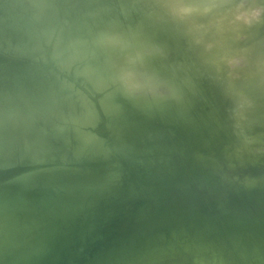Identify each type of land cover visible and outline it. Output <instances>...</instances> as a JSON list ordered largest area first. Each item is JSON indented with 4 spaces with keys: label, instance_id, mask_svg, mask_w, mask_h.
Here are the masks:
<instances>
[{
    "label": "water",
    "instance_id": "obj_1",
    "mask_svg": "<svg viewBox=\"0 0 264 264\" xmlns=\"http://www.w3.org/2000/svg\"><path fill=\"white\" fill-rule=\"evenodd\" d=\"M28 1L33 3L37 0ZM243 1L232 0V9ZM250 1L264 6V0ZM82 3L83 11L78 15L82 26L68 35L69 42L58 37L54 49L44 56L39 55L40 49H34L27 40L28 31L24 26L30 17L13 12L11 0H0V108L3 109H0V115L5 113V130L0 129V150L6 146H10L8 150L14 147L10 143V130L27 125L31 120L26 116L28 111L34 110L36 114L37 109H46L47 113L52 111L56 114L49 122L45 118L39 119L36 131L28 137L25 134V144L18 150L30 149L44 156L59 153L50 160L41 156L44 161L0 155V173L4 176L1 182L10 181L19 187L23 198L34 202L48 198L49 189L69 190L87 182L106 186L127 174L124 178L129 182L130 200L125 218L113 231L93 228L68 238L51 228L44 238L38 239L31 227L45 213L38 209L29 211L26 205H18L8 217L0 214V264H9L14 254L18 255L20 251L22 255L18 256L16 264H264V133H254L264 120L247 130L246 142L241 148L234 144L227 151L225 136L217 130H212L213 133L206 130L208 122L200 118L206 97L188 100L189 93L198 91L196 87L192 84L183 87L177 83L179 92L175 95L170 92L174 86L170 79L154 82L153 93L169 92L161 101L173 97L177 100L176 107L167 106L162 109L163 113L177 119L182 127L200 134L201 139L192 152L188 150L187 140L170 124L158 123L147 117L149 110L130 106L123 94L111 97V109L108 111L77 109L75 80L65 78L64 67L67 59L83 53L81 45L87 39L101 45L105 42L102 38L120 37V45L112 47L110 41L106 45L111 55L117 50V63L135 52L130 49L126 54L124 50L126 41L131 42L128 37L130 17L120 0H82ZM167 3L168 0H163L159 4L162 17ZM89 5L93 8L92 14H87V9L85 11ZM153 5L149 2L144 18L152 28L174 42L171 33L176 32L174 38L186 52L182 67H195L201 72L210 70L213 65L197 54L193 60L188 58L191 55L189 49L199 51L202 56L200 43L192 41L190 33L195 31L199 38L204 39L210 25L198 27L193 23L180 22V25L174 24L171 29L163 30L160 19L149 16ZM210 5L211 9L206 14L209 15V23L225 9L224 6ZM196 7L191 16H197L200 21L199 18L205 16ZM26 11L28 13V9ZM108 18L114 20V27ZM60 21L44 19L40 22L49 30L40 31L38 46L43 40L54 42ZM138 37L150 42L145 35ZM258 42H264L263 22H257L248 33L236 39L231 47L234 52L231 60L238 53L248 54ZM150 44L151 49L146 50L155 51V45ZM151 54L138 65L124 63L113 66V74L126 84V78L131 81L132 75L126 77L124 71L146 70L151 60L158 56L156 52ZM107 63L97 56L92 59L91 66L98 69ZM155 68L162 70L161 67ZM249 68L243 69L248 76L243 96L238 94L240 84H236V77L241 73L236 68L230 69L225 78L222 73L208 72V81L203 85L214 104L215 95L220 94L233 104L241 102L243 111L233 117L225 112V108H218L219 114L227 121L234 118L241 122L234 123V128L241 135L245 130L239 117L251 114L255 106L264 104V97L259 98L264 95V74ZM226 79L230 88L223 83ZM146 90L143 87L132 93H139L138 99L143 100ZM125 91L124 94H130L127 86ZM87 94L92 98V93ZM87 94L83 93V96ZM244 97H248L246 104L242 100ZM11 106L23 108L9 112ZM211 121L214 124V120ZM46 130L50 138L41 137L46 136ZM52 134L62 135L55 138ZM222 165L226 168L223 171L219 169ZM79 239L92 243L66 261L56 260L63 256L59 252L67 244L74 240L77 245Z\"/></svg>",
    "mask_w": 264,
    "mask_h": 264
},
{
    "label": "rangeland",
    "instance_id": "obj_2",
    "mask_svg": "<svg viewBox=\"0 0 264 264\" xmlns=\"http://www.w3.org/2000/svg\"><path fill=\"white\" fill-rule=\"evenodd\" d=\"M38 1L40 3H38ZM81 1L82 0H37L36 2L30 3L28 0H11V2L13 3L11 8H12L13 12H17V13H20L22 15L26 14L28 17H30V20H28V22H26L25 26H24L25 29L28 31L27 32V40L30 43H32V45H34V49H40L39 55L45 56L46 52L49 54V52L54 49V46L56 45V43L58 41V37L61 39L66 38L65 39L66 42H69L68 39L70 37L68 35L71 36L74 31H76V32L78 31L77 30L78 26L79 27L82 26L83 22L81 20L79 21V19H78V15L81 14V12L83 11V8H84V4H83L84 1L82 4H81ZM120 1H121V5L123 6V8L127 12L126 14H128V16L130 17L129 24H128V28H129L130 32L128 33V37L131 39V42L129 43V41H126L127 44L124 47V50H126L128 52V51H130V49L131 50L136 49V53H138V54H136L134 52L132 55H130V56H133V58L130 56H125V58L129 57V60H131L130 58H132V61L128 60L127 63L133 62L132 64L138 65V63H140L142 60L146 59V57H151V55L149 56V54H151L152 52L158 53V56L151 60L149 65L146 67L145 71H139V74H136V75L134 74V73H136V71H132V73L135 76L139 75L138 78H140V75L146 76V79H147L146 83L144 85L142 84L143 86L141 84H139V85H141L142 88L144 86H146L148 89L146 87H144V88H146L147 90H150L151 92L146 90L145 93L147 95L146 94L144 95V99L143 100L138 99V97L140 96L139 93H137V94L135 93V95H134L132 92H135L136 89H137L136 91H138L139 89H142V88H140L141 86L139 87V85L137 84L135 86V89H134L133 87L130 88V85H128L129 84L128 83V84H126L127 87L129 86V88L133 91H131L130 94H124V93H126L125 84H124L125 82L121 77L113 74V68H114L113 66L122 65L123 60L125 58H123L119 62L120 63L119 64V63H117L118 59H119L117 50H115L114 54L111 55L109 53V51L106 49V45H108L107 43L109 41L111 42L112 47H115L116 45H120L122 43L120 37H117L119 39V42L117 40V41H115V44L112 41L116 37L115 38L111 37L112 40L108 36L105 38H102L103 40H105V42H103L101 45H97L94 42V40L89 38V39H87L85 44L81 45L82 46L81 48L83 49V53H81L79 56L71 57V58L67 59V61L65 63V67H64L65 78L66 79L74 78V80H75V87H76L75 91L76 92L74 94V101H76V103L78 104L77 109L86 108V109H88V111H93V110L108 111L111 109V97L113 95H116V94H123V97L126 100H128V102H130V106H132V107L136 106V107L143 108L145 110H149L150 113L147 115V117L154 118L158 123L170 124L172 126V128L175 129L176 131L178 129L182 130V133H180V134L184 138H186V136H187L186 139H187V141H189V142H187V147H188V150L191 151L192 149H196V145L198 144L199 140L196 141L194 139L195 142L191 141L193 138H191V136L189 137L187 135L188 134L187 130H189V129L184 128V126L182 127V125H180V123L177 119L167 117V115L164 114L163 110H162L163 108H165L167 106L176 107V105H177L176 98L173 97L174 99H168V100L163 99V101H161V98H166V96L169 95V92L167 94V91L161 90L160 92L158 91L157 93H153L154 89L153 90H151V89H152V84L154 82L160 83L159 80L163 81V79H170L172 82H174V84H173L174 86H173V88H171L172 90L170 92L172 94H175V95H177V93L179 92V85L178 84L182 85L183 87L184 86L186 87L189 84H192L193 87H197V86L201 87L202 86V88H200V87H199V89L197 88L198 91L189 93L188 94L189 95L188 100L189 101H196L197 99H200L202 97H206V106L204 108H201L202 109V112H201L202 115L200 116L201 120L206 119V121L209 123L208 126H206L207 127L206 129L207 130L209 129L210 132L212 130L215 131V129H217V131H219L220 134L225 136V138L227 140V151H230V149L232 148V146L234 144H236V146L238 148H241L242 145L246 142V136L248 135L247 130L254 128L255 126L259 125L264 120V115H263L264 113L262 112V111H264V104L259 105V106H255L252 110L254 112H252L251 114L246 113L248 116L246 114H244L243 116L246 118H244L242 116L244 119L242 121H244V123H245V124L243 123L245 133H243L241 135V133L234 128V123H237L236 119L232 118L234 115H237L236 113L240 112L241 109L243 108L241 102L238 105L233 104L228 98H226L225 96H222V94H220L219 98H218V104H219V107H218L216 103L214 104L211 96L206 94L207 93L206 91H208V90H206V88L203 85L208 81V72L222 73L223 78H225V77H227V73L229 72L230 69L236 68L241 73V75H238L236 77V84H240V89L238 90V94H240V96H243V95H245V89H246L244 84H246L247 79H248V76L244 73L243 69H245V67L250 66L249 70H251V71L255 70L258 73L264 74V42H258L255 45V47L253 48V50L251 52H249L248 54L243 55L241 53H238L231 60V58H232L231 53L232 54L234 53L233 49L231 47L236 42V39L240 35H242L244 33L245 34L248 33V31L251 30V28L254 25H256V22L262 23L264 21V6H261V4L257 5L254 2L251 3L250 0H245V1L241 2L236 9H232V5L230 4L232 2V0H204V1L203 0H189V1L188 0H178V1L177 0H168V3L165 6L166 8L164 10L165 14L162 17V14L160 13V10L158 8H160L159 4L163 0H120ZM224 1H226V2H224ZM149 2L154 3V5L150 7V9H151L150 12L152 13V15L149 14V16L152 18L156 17V19L159 18L160 19L159 21H161L160 23H161V27L163 28V30L164 29L165 30L171 29V27L174 26V24L180 25V22H186V23L189 22V23H193V24L198 23L197 24L198 27L201 25H206V24L210 25L209 26L210 28H208V30H207L208 32L206 34V37L202 40H200L201 38H199V36L197 35L196 32L192 31L190 33V38H192L191 40L196 41L197 43H200L201 50H202V51L201 50L200 51H201L203 57L201 56L199 51L197 52V50H193V49H191L192 53L189 51L191 53V55H190L191 57L190 56L188 57L190 60H193L196 57V54L199 57L201 56V58H203V59L207 60V62H210L211 64H213V67L211 66L210 70L207 69L206 71L201 72V71L197 70L195 67L190 68V69H185L182 67V59L185 57L186 52L182 49V47H180L179 45H176L178 43V41L176 39H174L176 41V42H174L165 34H161V33L157 32L154 28H152L150 26V24L144 18V14L148 8ZM199 3H201V5L202 4L203 5L201 6ZM43 4H45V5H43ZM210 4H215V7L216 6L217 7L224 6L225 9L221 13V15L214 16L213 19L209 23V20L207 19V18H209V15L206 16V14L211 9ZM196 5L202 11L203 16H205L203 18H199L200 21H198L197 16H195V17L191 16L193 10L195 8H197ZM175 6H177V7L181 6V8H183V9H180L179 7H178L179 9L177 7L175 9ZM27 9H28V13L26 11ZM66 9L68 11L66 14H64V11ZM86 9L88 11H86ZM177 9L179 10L178 12H177ZM92 10H93V8L91 9V6L89 8L88 7L85 8V11L87 12V14H89V13L91 14L90 11H92ZM175 11H176V13H174ZM156 13H158V14H156ZM63 15H66V16H63ZM196 17H197V19H195ZM44 19L48 22L50 19L52 21H54L56 19H60L61 23H60V26H59L56 34H55L57 36V38L54 40V42L48 43L45 40H43L38 46L37 40L40 36V34H39L40 31L45 32L46 30H49V28L47 26H45L44 23H43V26L40 24V22ZM108 20L111 21L110 23H111L112 27H114L116 25V24H114V22H112L114 20H112L110 18H108ZM250 21H252L254 24L252 22L250 23ZM231 28L234 30V32L231 31ZM151 29L153 32L151 31ZM220 29H222V30H220ZM228 31H229V34L231 33L230 34L231 35L230 37H232L231 39H229V36H228L229 34L227 35ZM35 32H36V34H35ZM154 32H156V33H154ZM32 33H34L35 35ZM137 33L139 35H145V36L149 37L150 41H152V42L146 43L145 41L143 42L142 39L139 40V37H138L139 35ZM175 33L173 32L174 35H175ZM32 35L34 37L37 35V37L34 38V37H32ZM192 36H194V37H192ZM103 37H104V35H103ZM116 42H118V43H116ZM150 43H153L158 51L152 50L151 53H149L148 51H150V50L147 51L146 49H148V48L151 49L150 47L152 45ZM171 43H173V44H171ZM212 43H214L215 45ZM148 44H150L151 46ZM145 45H147L148 48ZM172 45L173 46L175 45L176 47L175 46L173 47ZM138 46H139V48H138ZM140 46H143L145 50L143 49V47L141 50ZM224 48H225V50H224ZM173 49H175V50H173ZM220 49H222V50H220ZM142 51H144V54H142L143 53ZM127 52H126V54H127ZM220 53H221V55H220ZM225 53H229L228 54L229 56H225ZM65 56H67V55H65ZM97 56H100V58L104 59V61L108 62L109 64L107 63L106 66L103 68H98V69L93 68L91 66V61L93 58H95ZM138 57H140V58H138ZM137 58H138V60H137ZM133 59H136V60H133ZM227 62H229V63H227ZM155 67H161L163 72L161 69H158ZM173 71H174V73H173ZM151 72H153V74ZM158 72H160V73H158ZM149 73H151L152 75ZM148 76H149V78H148ZM136 78L137 77H135V80H136ZM219 78H221V75ZM138 80L140 81V79H137V81ZM128 81L126 80V83ZM224 81H223L224 85L227 84V86H231L228 83H226L228 81H226V80H224ZM60 83L63 86V83L62 82H60ZM147 83H148V85H146ZM79 85H81V86H79ZM149 85H150L151 89L149 88ZM209 85H211V84L209 83ZM89 92L93 94L92 98H91V96H89L87 94ZM83 93H86L88 96L87 95L83 96ZM231 94H233V91ZM261 96H264V95L262 94ZM261 96H259V98ZM87 97H90V99H88ZM152 98H153V100H152ZM247 98L248 97H244V99L242 98L244 104L247 101ZM159 99H160V101H159ZM250 99L252 100L253 98H250ZM157 100L159 101V103H156V102H158ZM161 102H164V103L161 104ZM13 108H14V110H13ZM22 108H23V106H16V107L11 106V108H9V109H10V111L17 112V111L21 110ZM218 108L219 109L221 108L223 110L225 108V110H226L225 112H227V114L229 116H232L231 118L233 119V121H227L222 114H219ZM0 109L3 110L2 107ZM37 110H38V112L36 114L34 113V110L28 111L26 113V116H29V118H31V120L27 121V125L24 126V128H26V129L14 128V129L10 130L11 139H12V141L10 143H12L14 147L13 148L11 147L8 150V147H10V146H6V148L0 150V155H4L5 156L4 158L21 159L23 157V158H25V160L28 159V160H32V161H37V160L44 161V159H41L42 157H47L49 159V158H54L55 156H57L59 154L58 152H56L55 154L48 153L47 156L46 155L44 156V155H41L40 153H39V155H37L35 151H31L30 149L22 150V151L18 150L20 147H23V145L25 144V134L28 137L29 134H33L34 131H36V129L39 126V122H38L39 119L45 118V121L49 122V119L56 114V112H52V111H48L52 114L47 113V111H45L46 109H37ZM242 111H243V109H242ZM3 114H5V113H3ZM3 114L0 115V119H1L0 125H1V123L4 124V120H2V118H5V115H3ZM260 115H263V116H260ZM1 116H3V117H1ZM242 117H241V119H242ZM34 118H35V120H34ZM211 118H213L212 120H214V124H212V121L210 122ZM1 126H0V129L1 128L5 129V128H3L4 126H2V127ZM26 130H27V132H26ZM47 132L48 131L46 130V132H45L46 136H41V137L48 138L50 133H47ZM183 133H187V134H183ZM212 133H213V131H212ZM254 133H262L263 134L264 133V124H262L261 126L256 128ZM38 134L40 135V133H38ZM41 135H42V133H41ZM52 135H54V134H52ZM61 135L62 134H57V135H54L53 137L59 138ZM256 140H257V138H256ZM193 142H194V144H193ZM188 143H190V144H188ZM250 143H252V142H250ZM191 146H192V149H191ZM225 146H226V142L224 141V148H225ZM219 169L223 171L226 168H225V166L222 165ZM1 174L2 173H0V214L3 215V217H8L10 214H12V212L15 210V207L18 205L19 206L26 205V207H28L27 210H29V211L35 212V209H38L39 211L41 210V212H44V210L41 207V202H44V201L49 200V199L55 200V201H60L62 203V205L59 207L60 208L59 213L52 220V229L62 232L63 234L67 235L68 238L73 237V236H71L72 232H69V229H68L69 225L72 226V224L74 222L80 221L81 218H82V220L83 219L85 220L88 217L86 209L89 207V205L92 204L91 206L94 209L95 207H97V205H98V207L104 206L111 199H113L114 201H120L121 200L124 204H123V208H120L117 211L118 217L116 219H108L107 220V224L110 227L115 228V227H118V225H120V223H121V220H123L125 218L124 216H125L126 208L128 206V202L130 200V192H129L130 187L128 184L129 182L127 181L128 179L124 178L127 176V174L124 175V177L120 178L119 181L112 183L110 185H106V186H100L98 184H92V183L87 182L83 186H76V187L70 188L69 190L56 191L53 189H49L51 192H50V195L48 198L42 199L40 201H34V202H29V201H27V199L23 198V196H21L19 194V187L14 186V184L11 183L10 181L5 180L4 183L1 182L2 180H4V176H3V174L2 175ZM64 204H65V206H64ZM26 207H24V208H26ZM33 207H35V208H33ZM63 209H64V211H63ZM64 212L69 214V215L65 216ZM45 218L46 217L44 215V217L39 218L38 221H36L35 223L32 224L31 230H33V232H34L33 235H35L36 238L38 237V239L40 237L42 239L41 234H42V231L44 229ZM74 218H78V219L80 218V220H78V219L76 220ZM69 247H71L70 250H75V248H72L73 246H69ZM20 255H22L21 251L19 252L18 255L14 254L13 258L11 259L12 261H10L9 264H16V262L18 260V256H20ZM61 257L62 256H59L56 260H59ZM52 261H54V260H52Z\"/></svg>",
    "mask_w": 264,
    "mask_h": 264
},
{
    "label": "bare ground",
    "instance_id": "obj_3",
    "mask_svg": "<svg viewBox=\"0 0 264 264\" xmlns=\"http://www.w3.org/2000/svg\"><path fill=\"white\" fill-rule=\"evenodd\" d=\"M178 1V0H177ZM189 1V0H188ZM204 1V0H203ZM195 2V1H194ZM215 2V1H214ZM213 2V3H214ZM224 2H226V1H224ZM160 3V2H159ZM177 3V2H176ZM175 3V4H176ZM180 3V2H179ZM208 3V2H207ZM252 3V2H251ZM200 5H201V3H199ZM179 5V4H178ZM203 5V4H202ZM201 5V6H202ZM37 6V5H36ZM187 6V5H186ZM185 6V7H186ZM194 6V5H193ZM38 7V6H37ZM176 7L177 6H175V9H176ZM180 9H183V8H181V6H178ZM177 7V8H178ZM43 8V7H42ZM178 8V9H179ZM252 8V7H251ZM52 9V8H51ZM173 9V8H172ZM177 9V12L179 11ZM193 9V8H192ZM200 9V8H199ZM203 9V8H202ZM88 11V10H87ZM93 11V10H92ZM171 11V10H170ZM188 11V10H187ZM190 11V10H189ZM192 11V10H191ZM194 11V10H193ZM91 12V11H90ZM206 12V11H205ZM174 13H176V11L174 12ZM191 13V12H190ZM90 14V13H89ZM91 14H92V12H91ZM156 14H158V13H156ZM263 14V13H262ZM190 15V14H189ZM177 16V15H176ZM175 16V17H176ZM223 16V15H222ZM263 16V15H262ZM181 17V16H180ZM221 17V16H220ZM164 19V18H163ZM179 19V18H178ZM249 19V18H248ZM167 20V19H166ZM194 20V19H193ZM207 20V19H206ZM191 21V20H190ZM249 21V20H248ZM67 22V21H66ZM252 21H250V23H251ZM256 22V21H255ZM264 22V21H263ZM253 23V22H252ZM196 25L198 24V23H195ZM245 24V23H244ZM254 24V23H253ZM256 24H257V22H256ZM248 25V24H247ZM147 27V26H146ZM247 27V26H246ZM233 28V27H232ZM231 28V31L232 32H234V28L232 29ZM165 30V29H164ZM220 30H222V29H220ZM151 31H152V29H151ZM244 31V30H243ZM153 32V31H152ZM195 32V31H194ZM154 33H156V32H154ZM32 34H34V33H32ZM35 34H36V32H35ZM34 34V35H35ZM216 34V33H215ZM229 34V31L227 32V35ZM231 34V33H230ZM228 35L229 36V39H231L232 37H230L231 35ZM245 34V33H244ZM172 35H173V33H172ZM233 35V34H232ZM243 35V34H242ZM216 36V35H215ZM32 37H34L33 35H32ZM37 37V35L34 37V38H36ZM192 37H194V36H192ZM172 38L173 39H175L174 38V35L172 36ZM110 39H111V37H110ZM116 39V40H115ZM115 39H113V43L115 44V41H117L118 40V42H119V39L116 37ZM121 39V38H120ZM112 40V39H111ZM200 40H202V39H200ZM122 41V40H121ZM120 41V42H121ZM193 41V40H192ZM215 41V40H214ZM118 42H116V43H118ZM144 42V41H143ZM151 42V41H150ZM111 43V42H110ZM147 43V42H146ZM228 43V42H227ZM234 43V42H233ZM120 44V43H119ZM171 44H173V43H171ZM175 44V43H174ZM212 44H214V43H212ZM148 45H150V44H148ZM176 45H178V44H176ZM215 45V44H214ZM146 47H147V45H145ZM173 46V45H172ZM175 46V45H174ZM173 46V47H174ZM221 46V45H220ZM254 46V45H253ZM141 47V50H142V47L143 46H140ZM176 47V46H175ZM222 47V46H221ZM220 47V48H221ZM132 48V47H131ZM138 48H139V46H138ZM148 48V47H147ZM162 48V47H161ZM143 49H144V47H143ZM149 49V48H148ZM215 49V48H214ZM145 50V49H144ZM156 51H158L157 50V48L155 49ZM173 50H175V49H173ZM220 50H222V49H220ZM224 50H225V48H224ZM177 51V50H176ZM191 53H192V50L190 49L189 50ZM97 52V51H96ZM127 52V51H126ZM139 52V51H138ZM143 53L142 54H144V51H142ZM149 53H151V51H148ZM214 52V51H213ZM220 52V51H219ZM135 53H136V49H135ZM146 53V52H145ZM222 53V52H221ZM221 53H220V55H221ZM136 54H138V53H136ZM140 54V53H139ZM213 54V53H212ZM226 54V53H225ZM228 54V53H227ZM132 55V54H131ZM135 55V54H134ZM146 55V54H145ZM152 56L153 54H149V56ZM128 56V55H127ZM193 56V55H192ZM223 56V55H222ZM130 57H132L133 58V56H130ZM201 57V56H200ZM210 57V56H209ZM214 57V56H213ZM225 57V56H224ZM223 57V58H224ZM125 58V57H124ZM132 58H130L131 60H129V57L128 58H125L124 60H123V64L124 63H127V61L129 60V61H132ZM138 58H140V57H138ZM138 58H137V60H138ZM212 58V57H211ZM221 58V57H220ZM222 58V59H223ZM143 59V58H142ZM133 60H136V59H133ZM140 60V59H139ZM221 60V59H220ZM141 61V60H140ZM143 61V60H142ZM207 61V60H206ZM213 61V60H212ZM217 61V60H216ZM225 61V60H224ZM230 61V60H229ZM136 62V61H135ZM131 63V62H130ZM133 63V62H132ZM227 63H229V62H227ZM226 63V64H227ZM120 64V63H119ZM216 64V63H215ZM221 64V63H220ZM213 65V64H212ZM222 66V65H221ZM226 66V65H225ZM222 68V67H221ZM224 68V67H223ZM158 70V69H157ZM145 71V70H144ZM152 71V70H151ZM17 72V71H16ZM138 72V73H137ZM141 73V72H140ZM145 73V72H144ZM152 74H153V72H151ZM151 73H149V74H151ZM155 73V72H154ZM158 73H160V72H158ZM157 73V74H158ZM173 73H174V71H173ZM124 74H126V76L128 77V74L130 75H132V80L131 81H128L127 79V83L126 84H128V85H130V88H134L135 89V86L138 84H145L146 83V76L145 75H143V76H141L140 75V78H138V76L139 75H137V76H135L136 74H139V71H136V73H132V71L131 70H126V71H124ZM143 74V73H142ZM148 74V75H149ZM151 74V75H152ZM147 75V74H146ZM135 77H137L136 78V80H135ZM167 77V76H166ZM148 78H149V76H148ZM74 79V78H73ZM134 79V80H133ZM137 79H140V81L138 80L137 81ZM156 79V78H155ZM125 80V81H126ZM80 81V80H79ZM226 81H228L227 79H226ZM225 82V81H224ZM156 83V82H155ZM226 83H228L229 84V82H226ZM125 84V86H127ZM200 84V83H199ZM141 85H139V87L141 86ZM142 85V86H143ZM146 85H148V83L146 84ZM79 86H81V85H79ZM84 86V85H83ZM142 86L140 87V88H142ZM144 87H146V86H144ZM200 87V86H199ZM199 87L197 86L196 88H198L199 89ZM226 87H230V86H227V84H226ZM127 88H129V86L127 87ZM128 89L129 90V93L131 92V91H133V90H131V89ZM147 88V87H146ZM145 88V89H146ZM149 88H150V85H149ZM200 88H202V86L200 87ZM204 88V87H203ZM143 89V88H142ZM148 89V88H147ZM151 89V88H150ZM175 89V88H174ZM81 90V89H80ZM137 90V89H136ZM135 90V91H136ZM152 90V89H151ZM82 91V90H81ZM148 91H150V90H148ZM151 92V91H150ZM149 92V93H150ZM135 94V93H134ZM136 94H137V92H136ZM151 94V93H150ZM165 94V93H164ZM147 95V94H146ZM152 95V94H151ZM125 96V95H124ZM152 97V96H151ZM150 97V98H151ZM261 97H264V96H261ZM218 98H219V95L217 96V95H215V101H216V103L218 104ZM147 99V98H146ZM244 99V98H243ZM246 99V98H245ZM250 99V98H249ZM152 100H153V98H152ZM151 100V101H152ZM167 100V99H166ZM165 102V101H164ZM164 102H161V103H164ZM157 103V102H156ZM245 104H246V102H245ZM243 106V105H242ZM222 108V107H221ZM244 108V107H243ZM242 108V109H243ZM241 109V110H242ZM257 109V108H256ZM9 111H10V109H8ZM13 110H14V108H13ZM247 110V109H246ZM11 112V111H10ZM13 112V111H12ZM246 112V111H245ZM263 113H264V111H262ZM259 113V112H258ZM262 113V114H263ZM248 114V113H247ZM246 114V115H247ZM264 115V114H263ZM263 115H260V116H263ZM248 116V115H247ZM1 117H3V116H1ZM244 117V116H243ZM243 117H242V120H244L243 119ZM210 118V117H209ZM239 118H241V117H239ZM244 118H246V117H244ZM3 119H5V118H2V120ZM213 118H211V120H212ZM1 120V119H0ZM246 120V119H245ZM1 122V121H0ZM3 122V121H2ZM236 122L238 123V122H240V121H237L236 120ZM243 123H244V121H243ZM208 124L209 123H207L206 124V126H208ZM245 124V123H244ZM243 124V125H244ZM1 125L3 126V124L1 123ZM0 125V126H1ZM1 126V127H2ZM2 129V128H1ZM182 129V128H181ZM5 130V129H4ZM185 130V129H184ZM207 130V129H206ZM209 130V129H208ZM215 130H217V129H215ZM188 131V134L187 133H183V134H187L189 137L191 136V138H193L191 141H194L195 142V140L196 141H198V140H200L201 139V137H200V134L198 133V132H196V131H194V130H191V129H189V130H187ZM210 131V130H209ZM176 133L177 134H179V135H181L180 133H182V130H177L176 131ZM186 136V135H185ZM186 138H187V136H186ZM185 138V139H186ZM195 139V140H194ZM187 140V139H186ZM187 142H189V141H187ZM194 142H193V144H194ZM188 144H190V143H188ZM192 145V144H191ZM191 148H192V146H191ZM192 150H195V149H192ZM193 152V151H192ZM2 175V174H1ZM120 196V195H119ZM113 198V197H112ZM101 200V199H100ZM44 201V200H43ZM99 202V201H98ZM123 202L120 200V201H114L113 199H111L110 201H108L104 206H100V207H98V205H97V207H95L94 209H93V207L91 206V205H89V207L86 209L87 210V215H88V217L84 220H82V218H81V220H80V218L78 219V218H74V219H78V220H80V221H76V222H74L73 224H72V226H70L69 225V232H72L71 234V236H73V237H76V236H78V235H81L82 233H84V232H86V231H89V230H92L93 228H103L104 230H116V229H118L119 228V226L121 225V223H122V221L123 220H121V223H120V225H118V227H115V228H113V227H110L108 224H107V220L108 219H116L118 216H117V211H118V209H120V208H123ZM62 205V203L60 202V201H55V200H46V201H44V202H41V207H42V209L44 210V213H45V220H44V229H43V231H42V234H41V236H42V238H44L46 235H47V232H48V230L49 229H51L52 228V220L57 216V214L59 213V211H60V206ZM64 206H65V204H64ZM91 206V207H90ZM84 210V209H83ZM63 211H64V209H63ZM62 211V212H63ZM86 212V211H85ZM65 213V212H64ZM82 214V213H81ZM65 216H68L69 214H67V213H65L64 214ZM77 217V216H76ZM63 226V225H62ZM73 242V243H72ZM74 243H76L74 240H72L69 244H67L63 249H62V251L61 252H59V254L61 253V255H63L59 260L60 261H66V260H68L71 256H73L74 254H76V252H78L79 250H82V248H84V247H87V246H89L92 242H90V240H86V239H83V240H78V243H77V245L76 244H74ZM80 243V244H79ZM47 246V245H46ZM69 246H73L72 248H75V250H70V248L71 247H69ZM58 260V261H59ZM52 262H54V261H52Z\"/></svg>",
    "mask_w": 264,
    "mask_h": 264
}]
</instances>
